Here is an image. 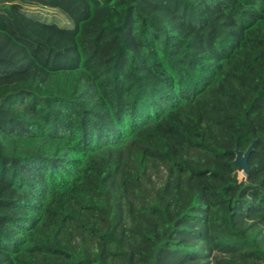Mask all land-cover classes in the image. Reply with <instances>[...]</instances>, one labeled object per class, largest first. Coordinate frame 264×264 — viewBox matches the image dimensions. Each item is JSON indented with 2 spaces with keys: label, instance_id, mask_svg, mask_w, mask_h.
I'll use <instances>...</instances> for the list:
<instances>
[{
  "label": "trees",
  "instance_id": "obj_1",
  "mask_svg": "<svg viewBox=\"0 0 264 264\" xmlns=\"http://www.w3.org/2000/svg\"><path fill=\"white\" fill-rule=\"evenodd\" d=\"M0 264H264V0H0Z\"/></svg>",
  "mask_w": 264,
  "mask_h": 264
},
{
  "label": "water",
  "instance_id": "obj_2",
  "mask_svg": "<svg viewBox=\"0 0 264 264\" xmlns=\"http://www.w3.org/2000/svg\"><path fill=\"white\" fill-rule=\"evenodd\" d=\"M254 142L255 140H252L244 151L237 147L233 148L234 158L232 164L237 167L243 175L248 174L247 159L249 154L253 151Z\"/></svg>",
  "mask_w": 264,
  "mask_h": 264
},
{
  "label": "rangeland",
  "instance_id": "obj_3",
  "mask_svg": "<svg viewBox=\"0 0 264 264\" xmlns=\"http://www.w3.org/2000/svg\"><path fill=\"white\" fill-rule=\"evenodd\" d=\"M47 13H49V17L51 16V15H55V13H50V12H47ZM51 14V15H50ZM52 18H54L53 16H51ZM57 17V16H56Z\"/></svg>",
  "mask_w": 264,
  "mask_h": 264
}]
</instances>
